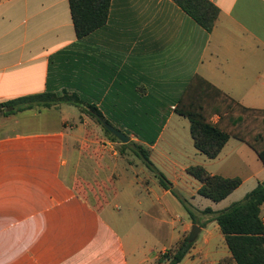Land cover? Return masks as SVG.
Returning a JSON list of instances; mask_svg holds the SVG:
<instances>
[{
    "label": "crops",
    "instance_id": "0c3cea01",
    "mask_svg": "<svg viewBox=\"0 0 264 264\" xmlns=\"http://www.w3.org/2000/svg\"><path fill=\"white\" fill-rule=\"evenodd\" d=\"M209 1L219 10L210 33L171 0H111L106 24L78 39L68 0H0V103L48 91L77 94L146 148L171 190L194 203L189 216L152 181L146 200L163 239L152 233L146 250L119 229V192L96 207L78 189V167L95 141L105 151L118 142L101 137L100 126L74 106L0 115V264H159L193 226L200 232L179 264H218L229 255L203 211L242 199L264 181V164L233 138L215 159L206 158L191 137L178 136L179 119L189 122L174 109L199 76L240 105L264 110V0ZM199 165L241 185L219 203L201 202V184L186 172ZM260 216L264 221V205Z\"/></svg>",
    "mask_w": 264,
    "mask_h": 264
},
{
    "label": "trees",
    "instance_id": "16d2710c",
    "mask_svg": "<svg viewBox=\"0 0 264 264\" xmlns=\"http://www.w3.org/2000/svg\"><path fill=\"white\" fill-rule=\"evenodd\" d=\"M171 1L205 32L212 31L219 10L209 0ZM68 4L76 37L81 39L106 24L111 0H68ZM59 105L76 107L81 114L93 119L107 137L120 144L103 127L101 121L109 122L94 105L86 106L77 94L65 90L59 94L48 91L0 103V115L7 117ZM174 112L188 120L194 148L206 158L215 159L226 142L233 138L251 148L264 164V110L244 107L201 77L194 76L178 99ZM214 116L218 117L217 122H213ZM126 149L131 150L154 174L161 188L174 194L170 182L150 161L146 148L132 142L120 144L121 154ZM186 172L201 184L197 194L213 203L226 199L241 185L239 178L211 175L201 166H190ZM179 201L185 206L188 215L192 216L185 203ZM262 205L264 181L258 183L241 201L232 203L222 211L213 212L210 208L203 211L217 224L229 252L218 264H264V221L260 216ZM188 237L185 236L167 251L160 258L159 264H179L195 242H189Z\"/></svg>",
    "mask_w": 264,
    "mask_h": 264
},
{
    "label": "rangeland",
    "instance_id": "374dc122",
    "mask_svg": "<svg viewBox=\"0 0 264 264\" xmlns=\"http://www.w3.org/2000/svg\"><path fill=\"white\" fill-rule=\"evenodd\" d=\"M179 120L176 128L178 136L181 137L183 141H190L189 128L185 123L187 121L183 119ZM180 122L184 125H181ZM99 130V133L103 135L101 137H105L100 127ZM92 136V139L95 140V133H93ZM95 143L96 145H93V150H91L90 155L87 156V154H84L85 158L81 159L80 166L78 167V189H81L82 193H84L87 199L96 207H100V204L104 203V200L111 202L110 200L119 192L120 196L116 201V206L118 209L117 211H119L122 216L121 225L119 227L120 231L124 236L126 235L127 238L131 236L135 242L142 243L146 250H149V248L152 249V233L154 234L156 232L157 239L159 240L163 239V235L161 229L159 230V228L152 227V218L150 217L152 204L146 200V197L149 196L151 197L150 200L152 199V181L155 182V186L157 187L159 186L158 180L131 150L126 149L123 151V154H121L120 146L116 143L112 146V149L108 148L105 151V149L100 147L103 142L95 141ZM97 149H100L99 152ZM102 157L103 159H101ZM187 178L189 181H193L197 184V181L191 177ZM133 186L135 187L136 193H134L135 190ZM130 195H132V197ZM172 195L180 202L175 191ZM197 198L201 202L214 204L203 197L199 196ZM242 199L235 202H239ZM187 203H189L188 206L185 204L187 207H192L194 205L191 201ZM181 205L185 210V206H183V204ZM149 209L151 210L149 211ZM201 240L202 235L199 236L197 242H201ZM220 245L221 242L215 240L213 252L220 251ZM174 247L175 245L172 248Z\"/></svg>",
    "mask_w": 264,
    "mask_h": 264
},
{
    "label": "water",
    "instance_id": "95a60500",
    "mask_svg": "<svg viewBox=\"0 0 264 264\" xmlns=\"http://www.w3.org/2000/svg\"><path fill=\"white\" fill-rule=\"evenodd\" d=\"M103 127L110 133L112 134L121 144H127L129 142V138L121 133L120 131L116 130L109 124H107L105 121H101ZM200 229L197 226H193L191 229V232L189 234V242H193L197 235L199 234Z\"/></svg>",
    "mask_w": 264,
    "mask_h": 264
}]
</instances>
